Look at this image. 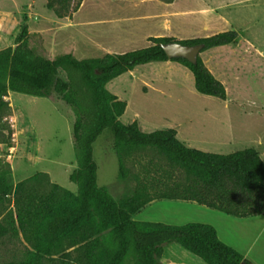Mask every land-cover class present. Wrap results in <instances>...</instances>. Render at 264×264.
I'll return each mask as SVG.
<instances>
[{
    "label": "rangeland",
    "instance_id": "obj_1",
    "mask_svg": "<svg viewBox=\"0 0 264 264\" xmlns=\"http://www.w3.org/2000/svg\"><path fill=\"white\" fill-rule=\"evenodd\" d=\"M47 1L0 0V49L14 46L21 25H27L28 46L48 59L62 53L77 59L124 53L150 45L148 37L156 33L186 40L234 30V44L198 55L224 85L225 99L198 94L188 68L171 60L138 65L108 81L106 89L126 102L119 117L124 124L137 121L143 131L174 128L179 141L208 152L264 149V0H81L75 11L78 0H72L63 15L47 8ZM212 8L219 15L202 13ZM161 14L166 17L158 18ZM162 19L167 24L159 23ZM2 100L0 179L13 187L43 174L45 188L57 184L76 192L68 179L76 160L65 115L46 97L8 91ZM112 142L110 130H103L93 143V159L97 186L115 200L140 183L156 195L172 192L175 183H185L180 168L150 149L125 157L127 177L119 178ZM167 211L174 221L214 224L222 242L241 254L248 249L249 260L264 264V216L242 220L201 205L159 201L133 219L164 221ZM11 213L12 195L1 194L0 264H24L33 250L12 228ZM160 262L206 264L175 242L163 245Z\"/></svg>",
    "mask_w": 264,
    "mask_h": 264
},
{
    "label": "trees",
    "instance_id": "obj_2",
    "mask_svg": "<svg viewBox=\"0 0 264 264\" xmlns=\"http://www.w3.org/2000/svg\"><path fill=\"white\" fill-rule=\"evenodd\" d=\"M72 0H48L47 8L63 15ZM78 0L73 10L80 5ZM28 28L21 25L14 46L0 49V108L8 91L49 98L68 120L76 166L68 179L71 192L57 184L45 188L43 174L15 186L0 179V196L12 195L11 225L33 252L24 264H161L165 243L175 242L206 264H255L222 242L215 228L206 223L182 225L137 221L133 215L156 198L195 201L236 217L264 213V162L254 147L230 153H214L189 147L178 140L174 128L143 131L137 121L119 120L126 102L106 89L111 79L151 61L171 60L184 65L193 76L198 94L226 98L224 85L198 56L195 63L184 58L168 59L163 44L180 42L202 45L201 51L234 44V30L206 37L175 40L148 37L150 45L124 53L77 59L62 53L52 59L37 55L27 44ZM112 135L118 158V176L126 179L122 160L134 151L154 150L180 168L184 184L172 192L152 194L140 183L115 200L96 184L97 164L93 143L103 130Z\"/></svg>",
    "mask_w": 264,
    "mask_h": 264
},
{
    "label": "crops",
    "instance_id": "obj_3",
    "mask_svg": "<svg viewBox=\"0 0 264 264\" xmlns=\"http://www.w3.org/2000/svg\"><path fill=\"white\" fill-rule=\"evenodd\" d=\"M212 11V12H211ZM212 13V17L214 18V16L215 15H219L218 13H217V11L216 10H214V8H212V9H210V10H208L207 12H202V13ZM165 18L166 17V15H164V14H161L158 18ZM160 21H162L163 22V24H167L166 22H167V19H162V20H159V23H160ZM216 23V22H215ZM169 29V28H168ZM165 30V29H164ZM217 33V32H216ZM214 34V33H213ZM153 37H156V36H161V34L160 33H156V34H154V35H152ZM149 37H151V36H149ZM261 145V142H258V146H260ZM256 149H257V151H258V153H259V156L261 157V159H263L264 158V149H262L261 147H256ZM159 201H163V202H166V203H173V204H175V205H185V204H195V205H199L197 202H195V201H188V200H182V199H177V198H173V199H167V198H162V199H153V200H151V201H149L147 204H145L139 211H143V210H146V209H149L152 205H154L155 203H157V202H159ZM202 207H206L207 208V206H204V205H201ZM209 208V207H208ZM210 209H213V208H210ZM213 210H215V209H213ZM138 211V212H139ZM216 211H218V210H216ZM138 212H136V213H138ZM220 212V211H219ZM135 213V214H136ZM172 212H169V211H167V213H166V215L167 216H165L167 219L166 220H164V221H158V222H161V223H166V224H176V225H182V224H185V223H189V222H186V221H174V218H168V215H170ZM222 213V212H221ZM135 214L133 215V217L135 216ZM225 214V213H224ZM261 216H264V213H262V214H259V215H254V216H246V217H237L238 219H242V220H255L256 218H258V217H261ZM236 217V216H235ZM153 222H155V221H153ZM169 222H171V223H169ZM214 228H215V230H216V232H217V236H218V234H219V232H218V229H217V227L214 225V224H211ZM171 243V242H170ZM248 249L247 250H245L244 252H243V256L245 257V258H247L248 259ZM263 259V258H262ZM250 261H252V260H250ZM255 261V262H254ZM254 261H252L253 263H255V264H262V263H260L259 261H257V260H254ZM264 261V260H263ZM258 262V263H257Z\"/></svg>",
    "mask_w": 264,
    "mask_h": 264
},
{
    "label": "water",
    "instance_id": "obj_4",
    "mask_svg": "<svg viewBox=\"0 0 264 264\" xmlns=\"http://www.w3.org/2000/svg\"><path fill=\"white\" fill-rule=\"evenodd\" d=\"M168 59L171 58H184L191 63H195L196 59L201 52L202 45H185L180 42H169L162 45Z\"/></svg>",
    "mask_w": 264,
    "mask_h": 264
}]
</instances>
